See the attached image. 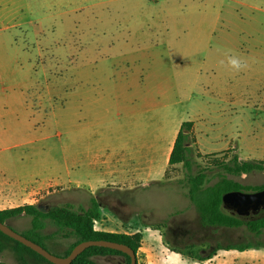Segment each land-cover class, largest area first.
I'll return each mask as SVG.
<instances>
[{"label": "rangeland", "instance_id": "374dc122", "mask_svg": "<svg viewBox=\"0 0 264 264\" xmlns=\"http://www.w3.org/2000/svg\"><path fill=\"white\" fill-rule=\"evenodd\" d=\"M261 41L264 0H0V74L10 76L5 82L0 80V89L18 86L25 92L7 99L0 93V113L5 116L0 121V137L7 138L0 147L33 139L35 143L28 145V151L36 153L34 146H43L45 166L55 162L64 173V157L72 152L75 126L84 123L87 113L96 121V101L103 96L97 85L86 83L83 74H189L191 85V74H202L200 83L215 97V102L209 99L212 107L220 104L221 109L228 108L224 102H231L232 126L224 129L236 136L232 135L227 150L206 154L198 152L193 139L194 172L205 171L209 185L221 173L242 185H260L264 171L233 175L225 173L222 166L231 164L238 152L260 158L251 161L264 159ZM229 50L248 67L238 73L231 71L225 57ZM221 60L225 61L223 65ZM106 86L109 88V84ZM199 89L189 90L190 97L194 92L187 104L189 109L191 101L200 97L195 96ZM174 111L158 106L148 118L169 125ZM114 114L112 110L105 119L114 118ZM113 126L116 129L115 123ZM217 147L221 144L210 148ZM9 152L2 151L0 157H8ZM187 190L184 169L176 164L168 167L159 183L130 191L92 193L72 187L62 178L39 194L35 203L43 209L68 203L80 211L95 196L102 205L101 219L95 223L97 230L126 234L139 225L158 228L164 235L163 242L153 246L160 259L171 255L164 246L167 242L175 249L187 246L192 256L199 257L218 245L261 243L243 257L230 255L226 264H264V230L255 236L244 227L236 231L201 228L196 209L186 197ZM7 208L0 206V210ZM46 222L43 233L54 232L56 227ZM6 224L21 234L30 227V217L11 218ZM181 230L188 234L181 236ZM74 241V237L58 234L47 241V247L50 253L62 257ZM93 260L125 264L121 255H97ZM25 261L38 264L28 255ZM17 262L8 244L0 253V263Z\"/></svg>", "mask_w": 264, "mask_h": 264}, {"label": "crops", "instance_id": "0c3cea01", "mask_svg": "<svg viewBox=\"0 0 264 264\" xmlns=\"http://www.w3.org/2000/svg\"><path fill=\"white\" fill-rule=\"evenodd\" d=\"M260 44L263 46L264 41ZM83 75L86 83H92L101 89L99 93L103 96L101 100L96 101L99 104L96 106L99 108L95 114L96 121L91 120L90 114L87 113L84 123L75 126L72 152L64 157V173L60 172L58 166L55 167V162L52 166L50 164L45 166L43 146L35 145L36 153L28 151V145L35 143L33 139L0 147V153L10 151L8 157L5 155L0 157V206L11 208L36 204L37 196L62 178L72 183V187L84 188L92 193L108 189L130 191L157 184L163 180L170 166L168 159L183 122L193 123L192 133L201 154L227 150L231 147L232 135L236 136L234 132L224 129L232 126L231 102H224L228 108L223 106L224 109H221L220 104L218 108H214V105L212 107L209 99L214 101L215 97L209 87L200 83L202 74H191L194 79L192 85L189 80L192 77H189V74ZM9 78V74H0L2 82ZM75 81L77 82L76 77ZM198 87L200 89L195 96L200 97L194 102L191 101L189 109L187 104L194 94L193 92L190 97L189 90ZM92 88L94 89V86ZM87 89L86 87V91ZM0 93L6 99L13 95L25 94L24 89L18 86L11 89L2 88ZM208 94H211L212 98ZM158 106L175 110L169 125L148 118L152 110ZM112 110L114 113L116 111L117 115L105 119ZM2 114L0 113L1 122L5 119ZM114 123L116 129L113 128ZM5 139L7 140L0 137V143ZM215 144H221V147L211 149L210 147ZM238 154L240 160L260 159L244 157L239 152ZM20 201L24 202L19 203ZM131 221H134V218ZM203 229L237 230L225 227ZM126 234L141 236L140 247L136 252L137 264H163L167 259L168 256L164 259L158 258L153 246L164 237L160 229L145 224ZM157 234L159 240H156ZM179 234L184 236L188 232L181 230ZM147 241L151 243L148 244ZM164 246L170 249V254L180 253L187 259L188 264H226L228 257L232 255L243 257L253 248L259 247L253 246L243 250L218 249L213 254L207 252L199 257L192 256L187 246L175 249L168 242Z\"/></svg>", "mask_w": 264, "mask_h": 264}, {"label": "trees", "instance_id": "16d2710c", "mask_svg": "<svg viewBox=\"0 0 264 264\" xmlns=\"http://www.w3.org/2000/svg\"><path fill=\"white\" fill-rule=\"evenodd\" d=\"M192 127V122H183L181 124L168 159V164L170 166L176 164L182 165L188 188L186 197L196 209L200 226L202 228L245 227L248 232L255 236L261 235L264 230V209L251 217H240L223 209L222 196L234 190H262L264 189V182L254 186L242 185L221 173L218 174V180L209 185V179L205 171L198 170L194 172L195 162L192 156V141L194 136ZM222 168L225 173L233 175L264 171V160H240L238 156H234L232 163L224 164ZM37 205L25 204L0 210V222L6 223L11 218L29 216L30 227L21 234L48 251L47 241L53 239L54 236L61 234L64 238L74 237L75 241L62 255L63 257L67 256L78 243L88 240H108L126 244L135 253L140 247V234L128 235L119 232H105L95 228L94 221L101 219L100 208L102 206L95 196H91L89 206L80 211L74 210L68 203L51 206L46 209V212H42ZM47 220L56 227V230L50 234L43 233V230L47 226ZM8 244H11V250L17 255L18 262L16 264H26L25 255L33 257L38 264H52L30 248L11 239L0 231V253L7 248ZM253 246H262V244L218 245L211 254L218 249L243 250ZM97 255H121L125 258V264H130V258L126 254L103 247H89L85 249L71 264H106L93 260V257Z\"/></svg>", "mask_w": 264, "mask_h": 264}, {"label": "water", "instance_id": "95a60500", "mask_svg": "<svg viewBox=\"0 0 264 264\" xmlns=\"http://www.w3.org/2000/svg\"><path fill=\"white\" fill-rule=\"evenodd\" d=\"M37 206L42 212H46V209H43L39 205ZM222 206L226 211L240 217H251L256 215L264 209V189L258 191L234 190L227 192L222 196ZM0 231L11 239L30 248L52 264H71L73 260L89 247H103L120 251L130 258V264H137L134 250L128 245L118 242L108 240L83 241L78 243L67 256L60 257L50 253L41 245L16 232L6 223L0 222Z\"/></svg>", "mask_w": 264, "mask_h": 264}, {"label": "clouds", "instance_id": "9594fccd", "mask_svg": "<svg viewBox=\"0 0 264 264\" xmlns=\"http://www.w3.org/2000/svg\"><path fill=\"white\" fill-rule=\"evenodd\" d=\"M226 63L228 68L233 72L243 71L248 67L247 62L243 60L240 56L231 53V51L225 52ZM220 63L223 65L225 63L224 60H221ZM188 264L186 258L182 257L180 253H172L170 256L164 260L163 264Z\"/></svg>", "mask_w": 264, "mask_h": 264}, {"label": "built area", "instance_id": "2783aa9c", "mask_svg": "<svg viewBox=\"0 0 264 264\" xmlns=\"http://www.w3.org/2000/svg\"><path fill=\"white\" fill-rule=\"evenodd\" d=\"M96 222H97V221L95 220V221H94V224H95Z\"/></svg>", "mask_w": 264, "mask_h": 264}]
</instances>
